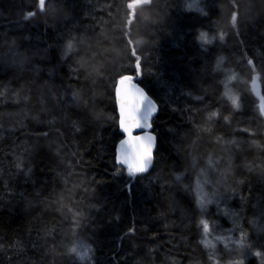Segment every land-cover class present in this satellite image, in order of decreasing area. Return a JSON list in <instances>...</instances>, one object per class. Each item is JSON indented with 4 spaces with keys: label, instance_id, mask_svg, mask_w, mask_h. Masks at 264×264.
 <instances>
[{
    "label": "trees",
    "instance_id": "16d2710c",
    "mask_svg": "<svg viewBox=\"0 0 264 264\" xmlns=\"http://www.w3.org/2000/svg\"><path fill=\"white\" fill-rule=\"evenodd\" d=\"M126 75L159 105L144 173L117 159ZM262 104L264 0H0V264H264Z\"/></svg>",
    "mask_w": 264,
    "mask_h": 264
},
{
    "label": "snow or ice",
    "instance_id": "6c2138e0",
    "mask_svg": "<svg viewBox=\"0 0 264 264\" xmlns=\"http://www.w3.org/2000/svg\"><path fill=\"white\" fill-rule=\"evenodd\" d=\"M43 4V0H41ZM133 5H129L132 7ZM200 40L205 41L206 36L200 34ZM130 84V77H122L119 81L120 88H117L119 93V123L122 130L127 134L128 139L120 145V160L121 164L128 166L130 173L143 172L151 161L150 148L143 146V137L133 136V130L147 127L148 118L153 111V102L145 95L143 89L135 87H124L125 83ZM232 103L238 108L239 103L236 98H232ZM264 109V104L261 105ZM212 115H215L213 113ZM151 140V138H149ZM179 179V177H177ZM205 233L209 231L208 222L201 220ZM71 251H76L74 248ZM260 255V253H256ZM240 264H243L241 261Z\"/></svg>",
    "mask_w": 264,
    "mask_h": 264
},
{
    "label": "rangeland",
    "instance_id": "374dc122",
    "mask_svg": "<svg viewBox=\"0 0 264 264\" xmlns=\"http://www.w3.org/2000/svg\"><path fill=\"white\" fill-rule=\"evenodd\" d=\"M254 85V84H253ZM254 88L256 92L259 94L261 100L262 97L259 93V85L257 81L255 82ZM208 187L204 186V184H200L197 187L198 192V198L201 203V205L206 209L211 204H216L217 198L213 196L211 192L208 191ZM208 222V221H207ZM234 225L229 226H220L218 228H215L214 225L211 224V222H208L209 231L207 233L204 232V241L209 245L212 246L215 241L219 240L225 243L229 248L234 250V254H236L237 258H243L244 256H239L237 253L239 250L244 249L242 251L243 254L249 253V251H245L246 248V242L243 233L241 232L240 228H238V224L234 223ZM251 251V250H250ZM260 253L259 250H253L251 251V255Z\"/></svg>",
    "mask_w": 264,
    "mask_h": 264
},
{
    "label": "water",
    "instance_id": "95a60500",
    "mask_svg": "<svg viewBox=\"0 0 264 264\" xmlns=\"http://www.w3.org/2000/svg\"><path fill=\"white\" fill-rule=\"evenodd\" d=\"M45 1L46 0H43V3ZM124 77H130L131 78L130 84L128 82H126L124 87L127 88V87H130V86L134 85L135 87H139V88L143 89L145 95L153 102V105H154L152 114L148 118V126L133 130V136L134 137H136V136L143 137L144 138L143 142H142L143 146L150 148L151 161L147 165L146 170L143 171V173H144V172H148L152 168V166L154 164V161H155V149H156V146H157V136H156L155 132L153 131L152 119L158 113L159 105H158L157 101L148 93V91L141 84L138 83V81H136L134 78H132L129 75H126ZM119 81H118L117 86H116V94H117L118 105H119V93L117 91V88L121 87L120 84H119ZM119 112H120V107H119ZM121 131L124 133V138L119 142V145H118V155H117L118 162L120 160V145H121V143L123 141L128 139L127 134L122 130V128H121ZM149 138H151V140H149ZM123 165H125V164H123ZM125 166L128 167L127 165H125Z\"/></svg>",
    "mask_w": 264,
    "mask_h": 264
}]
</instances>
